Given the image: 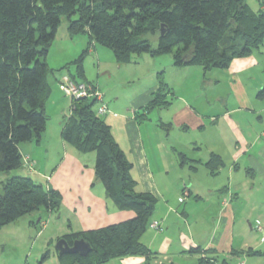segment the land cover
<instances>
[{
    "label": "crops",
    "instance_id": "0c3cea01",
    "mask_svg": "<svg viewBox=\"0 0 264 264\" xmlns=\"http://www.w3.org/2000/svg\"><path fill=\"white\" fill-rule=\"evenodd\" d=\"M108 51L93 46L95 80L89 82L103 96L108 112L101 117L132 163L138 189L156 199L149 224L157 221L160 229L148 225L140 238L156 254L153 264H197L202 256L214 264H249L244 251L264 253V46L233 60L227 69L204 72L199 66L171 64L180 76L164 78L169 103L140 119L137 114L153 99L161 75L153 72L144 86L138 74L127 76L137 63L122 66ZM63 72L49 78L48 120L40 141L19 145L22 166L17 174H8L57 191L60 204L57 211L40 210L23 224L22 217L0 228V264H61L54 248L58 239L135 216L118 210L105 196L95 178V154L80 153L61 138L70 106L58 87ZM121 72L124 85L132 88L130 95L117 78ZM54 118L57 122L50 126ZM159 122L170 123L171 130L161 129ZM211 153L224 162L215 176L201 164L196 170L193 162L181 165L178 158L184 154L187 161L205 162ZM144 261L132 256L104 264Z\"/></svg>",
    "mask_w": 264,
    "mask_h": 264
},
{
    "label": "trees",
    "instance_id": "16d2710c",
    "mask_svg": "<svg viewBox=\"0 0 264 264\" xmlns=\"http://www.w3.org/2000/svg\"><path fill=\"white\" fill-rule=\"evenodd\" d=\"M257 1L258 9L253 10L247 0H0V228L59 207L57 191L30 177L8 176L22 166L19 145L38 143L46 129L51 76L65 70L75 83L85 82L96 89L86 82L82 64L94 44L108 49L120 65L130 63L133 55L146 53L170 54L176 67L199 66L204 72L227 69L233 60L264 46V0ZM63 17L69 36L85 34L89 43L76 59L55 70L46 59ZM150 36L156 37L155 48ZM71 65L75 73L70 71ZM159 79L153 99L137 114L138 119L169 103V88ZM96 104L98 107L94 98L70 100L61 138L80 153L95 154V178L103 185L105 196L118 210L132 211L135 216L63 236L69 244L83 239L91 249L85 257L62 254L58 258L61 264H104L138 256L144 258V264H153L156 254L140 238L155 212L156 199L138 189L131 175L132 163L115 142L103 115L97 113ZM158 126L171 130L170 123L159 122ZM178 155L181 165L193 162L191 169L196 170V164H201L211 176L224 166L222 158L213 153L205 162L187 161L184 154ZM192 252L201 253L200 249ZM197 264L214 261L202 256Z\"/></svg>",
    "mask_w": 264,
    "mask_h": 264
},
{
    "label": "rangeland",
    "instance_id": "374dc122",
    "mask_svg": "<svg viewBox=\"0 0 264 264\" xmlns=\"http://www.w3.org/2000/svg\"><path fill=\"white\" fill-rule=\"evenodd\" d=\"M247 3L253 10L258 9V1L257 0H247ZM67 28H68V22H67L66 18L63 17V18H61L59 27L57 29L55 40L52 43L49 54L47 56V64L50 68H53V69H57V68L59 69V67L62 68L64 65H66V64L72 62L74 59H76L82 53L83 50L88 48L89 38L87 35L79 34V35H76V36L71 38L69 36ZM149 40H150L149 42H150L151 46L153 48H155L157 45L156 37L150 36ZM94 46H97L99 48H103L98 44H94ZM92 49H93V47H90L88 49V50H90V52L88 51V53L85 54V56H84L85 58H84L83 63H82L83 68H85V70H86L85 76L87 78H85V79L87 80L86 81L87 83H91L89 81L95 80V77L92 78V75H93L92 65L93 64L91 63V60L96 61V59H95V55L91 54ZM108 52H110V51H108ZM130 63L131 64L137 63V64L135 66V70H134L135 72L134 73H128L127 76L138 74L139 75L138 81L141 82V84L143 83L144 86L146 85V83H148L149 81H151L153 79L152 73L154 72L156 74L155 71H157V72L159 71L158 73H160L159 75H161L160 78L162 79V81L164 83H166L164 81V78H167L168 80H172V78L176 79V78H179V76H180V75H178L179 74L178 71H176V69H173V67H171V64H173V62H172V57L170 54L151 56L150 54L142 53L140 55H133ZM154 64H156L157 66L159 64H161L162 66H158V68L155 69ZM122 66H125V65L122 64ZM162 67H164L163 70H161ZM177 68H179V67H177ZM61 71L62 72L64 71L63 72L64 74H68V71H65V70H60L58 72H61ZM70 71L72 73H75V67L71 65ZM183 77H182V79H184ZM117 78L120 80L121 83H123L122 87L125 90L124 92H127L130 95L131 89H132L131 86L124 85V82H123V79H126L125 78V72L119 73ZM159 81H160V79L158 78V84H157L158 86H159ZM168 90L170 93V89H168ZM169 93L167 95H169ZM60 94L62 95L61 98L65 97L62 94V92H60ZM95 107H97V104ZM56 122L57 121L54 118V120H50V122H48V124H50V126H51L52 124H56ZM53 128H54V126L52 128H50V133H52ZM88 154L92 155L93 153H88ZM54 157H56V156L54 155ZM178 158L180 159L179 155H178ZM12 172H15V174H17L18 170H13ZM35 215H36V213L30 214V217H33ZM27 216H29V215H26L22 218L21 224H23V222L28 220L29 217H27ZM250 257H246V260H248L249 264H264V255L263 256H250Z\"/></svg>",
    "mask_w": 264,
    "mask_h": 264
},
{
    "label": "built area",
    "instance_id": "2783aa9c",
    "mask_svg": "<svg viewBox=\"0 0 264 264\" xmlns=\"http://www.w3.org/2000/svg\"><path fill=\"white\" fill-rule=\"evenodd\" d=\"M59 90L69 100L80 98H94L97 103V113L101 116L108 112L107 106L103 101V96L100 92L95 90L92 85L85 83H75L68 74H63L58 81ZM264 91V90H263ZM187 195L184 190V196ZM149 228L159 230L160 226L157 221L149 224ZM237 264H243L238 262Z\"/></svg>",
    "mask_w": 264,
    "mask_h": 264
},
{
    "label": "water",
    "instance_id": "95a60500",
    "mask_svg": "<svg viewBox=\"0 0 264 264\" xmlns=\"http://www.w3.org/2000/svg\"><path fill=\"white\" fill-rule=\"evenodd\" d=\"M54 248L59 256L62 254H77L81 257H85L91 249L90 245L86 243L83 239L74 240L71 244H69L63 238H60L56 241Z\"/></svg>",
    "mask_w": 264,
    "mask_h": 264
}]
</instances>
